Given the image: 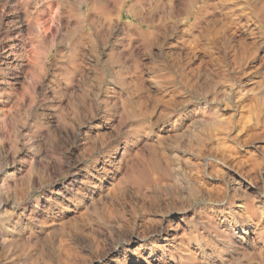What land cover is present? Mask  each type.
Wrapping results in <instances>:
<instances>
[{
  "label": "rangeland",
  "instance_id": "rangeland-1",
  "mask_svg": "<svg viewBox=\"0 0 264 264\" xmlns=\"http://www.w3.org/2000/svg\"><path fill=\"white\" fill-rule=\"evenodd\" d=\"M46 1L0 0V264H264V0Z\"/></svg>",
  "mask_w": 264,
  "mask_h": 264
},
{
  "label": "bare ground",
  "instance_id": "bare-ground-1",
  "mask_svg": "<svg viewBox=\"0 0 264 264\" xmlns=\"http://www.w3.org/2000/svg\"><path fill=\"white\" fill-rule=\"evenodd\" d=\"M28 1V0H27ZM46 1V0H45ZM44 0H43V2H45ZM82 1V0H81ZM249 1V0H248ZM262 1V0H261ZM260 1V2H261ZM33 2V1H32ZM47 2V1H46ZM70 2V1H69ZM78 2V1H77ZM76 2V3H77ZM97 2V1H96ZM104 2V1H103ZM253 2H255V1H253ZM25 3V2H24ZM83 3V2H82ZM252 3V2H251ZM71 4V3H70ZM69 4V5H70ZM86 4V3H85ZM248 4V2H247V0H246V5ZM262 4V3H261ZM72 5L73 6H75V4H73L72 3ZM81 4L79 3V5L78 6H80ZM251 5V4H250ZM258 5H259V3H258ZM90 6V5H89ZM174 6V5H173ZM172 6V7H173ZM254 6V5H253ZM200 7V6H199ZM70 8H71V5H70ZM74 8V7H73ZM72 8V9H73ZM195 8V7H194ZM258 8V7H257ZM263 8V7H262ZM77 10V9H76ZM252 10V9H251ZM30 11V10H29ZM85 11V10H84ZM259 11V10H258ZM264 11V10H263ZM256 12V11H255ZM262 12V11H261ZM192 13V12H191ZM33 14V13H32ZM86 16V15H85ZM244 16V15H243ZM14 17V16H13ZM56 17V16H55ZM255 17V16H254ZM257 17V16H256ZM17 18V17H16ZM54 19V18H53ZM57 19V18H56ZM239 19V18H238ZM187 20H189V18L187 19ZM245 20V19H244ZM263 20V19H262ZM15 21H16V19H15ZM55 21V20H54ZM57 21V20H56ZM148 21V20H147ZM216 21V20H215ZM21 22V21H20ZM85 22V21H84ZM146 22V21H145ZM145 22H142L143 24L145 23ZM258 23H259V21H258ZM149 24H151V23H149ZM19 25V24H18ZM17 25V26H18ZM184 25V24H183ZM20 26V25H19ZM101 26H103V25H101ZM151 26H153V25H151ZM211 26V25H210ZM225 26V25H224ZM42 27V26H41ZM223 27V26H222ZM229 27V26H228ZM241 28V27H240ZM261 28V27H260ZM31 29V28H30ZM36 29V28H35ZM39 29V28H38ZM81 29V28H80ZM118 29V28H117ZM179 29V28H178ZM42 30V29H41ZM211 30V29H210ZM257 30V29H256ZM259 30V29H258ZM73 31V30H72ZM71 31V32H72ZM215 31V30H214ZM222 31V30H221ZM33 32V31H32ZM207 32V31H206ZM215 32H217V31H215ZM245 32V31H244ZM256 32H258V31H256ZM177 33V32H176ZM72 34V33H71ZM79 34H80V32H79ZM213 34V33H212ZM234 34V33H233ZM243 34V33H242ZM246 34V33H245ZM258 34V33H257ZM74 35V34H73ZM37 36V35H36ZM69 36V35H68ZM71 36V35H70ZM96 36H98V35H96ZM213 36H215V34L213 35ZM220 36H222V34L220 35ZM224 36V35H223ZM236 36V35H235ZM246 36V35H245ZM41 37V36H40ZM64 37V36H63ZM66 37V36H65ZM231 37H233V36H231ZM256 37H258V36H256ZM69 38V37H68ZM74 38V37H73ZM98 38H99V36H98ZM106 38V37H105ZM174 38V37H173ZM205 38V37H204ZM235 38V37H234ZM255 38V37H254ZM65 39H67V38H65ZM167 39V38H166ZM232 39V38H231ZM236 39V38H235ZM251 39V38H250ZM257 39V38H256ZM168 41L170 40V39H167ZM173 40V39H172ZM171 40V41H172ZM207 40V39H206ZM263 40V39H262ZM64 41V40H63ZM72 41V40H71ZM164 41V40H163ZM223 41H225V40H223ZM254 41V40H253ZM156 42H158V41H156ZM161 42V41H160ZM175 42V41H174ZM191 42V41H190ZM214 42V41H213ZM230 42V41H229ZM96 43V42H95ZM104 43V42H103ZM154 43V42H153ZM163 43V42H162ZM188 43V42H187ZM254 43V42H253ZM252 43V44H253ZM206 44V43H205ZM210 44V43H209ZM222 44V43H221ZM262 44H263V42H262ZM163 45V44H162ZM189 45V44H188ZM215 45V44H214ZM247 45V44H246ZM245 45V46H246ZM164 46V45H163ZM177 46V45H176ZM88 47V46H87ZM160 47V46H159ZM162 47V46H161ZM189 46H187V48H188ZM195 47V46H194ZM215 47V46H214ZM248 47V46H247ZM13 48V47H12ZM176 48V47H175ZM217 48V47H216ZM245 48V47H244ZM166 49V48H165ZM207 49V48H206ZM210 49V48H209ZM95 50V49H94ZM172 50H174V49H172ZM198 50V49H197ZM232 50H233V48H232ZM90 51V50H89ZM162 51V50H161ZM183 51V50H182ZM226 51V50H225ZM248 51V50H247ZM246 51V52H247ZM180 52V51H179ZM192 52V51H191ZM212 52V51H211ZM219 52V51H218ZM217 52V53H218ZM221 52V51H220ZM230 52V51H229ZM240 52V51H239ZM90 53V52H89ZM159 53H161V52H159ZM164 53V52H163ZM171 53V52H170ZM206 53V52H205ZM204 53V54H205ZM216 53V52H215ZM237 53V52H236ZM14 54V53H13ZM173 54V53H172ZM176 54V53H175ZM195 54V53H194ZM203 54V55H204ZM220 54V53H219ZM224 54V53H223ZM222 54V55H223ZM238 54V53H237ZM171 55V54H170ZM226 55V54H225ZM236 55V54H235ZM16 56V55H15ZM62 56V55H61ZM159 56V55H158ZM198 56V55H197ZM200 56V55H199ZM84 57V56H83ZM150 57V56H149ZM170 57V56H169ZM174 57V56H173ZM178 57V56H177ZM230 57V56H229ZM248 57V56H247ZM151 58V57H150ZM203 58V57H202ZM227 58V57H226ZM238 58H239V56H238ZM167 59H169V58H167ZM186 59V58H185ZM189 59V58H188ZM200 59V58H199ZM244 59V58H243ZM253 59V58H252ZM264 59V58H263ZM66 60V59H65ZM135 60V59H134ZM213 60V59H212ZM223 60V59H222ZM58 61V60H57ZM62 61V60H61ZM183 61V60H182ZM181 61V62H182ZM203 61V60H202ZM210 61V60H209ZM214 61V60H213ZM216 61V60H215ZM226 61V60H225ZM246 61V60H245ZM263 61V60H262ZM191 62H192V60H191ZM198 62V61H197ZM235 62H236V60H235ZM238 62V61H237ZM67 63V62H66ZM223 63H225V62H223ZM246 63V62H245ZM6 64V63H5ZM19 64V63H18ZM69 64V63H68ZM164 64V63H163ZM165 64H166V62H165ZM218 64V63H217ZM216 64V65H217ZM226 64V63H225ZM232 64V63H231ZM251 64V63H250ZM8 65H9V63H8ZM11 65V64H10ZM110 65V64H109ZM170 65V64H169ZM178 65V64H177ZM191 65V64H190ZM215 65V64H214ZM219 65V64H218ZM221 65V64H220ZM228 65V64H227ZM243 65V64H242ZM252 65V64H251ZM85 66V65H84ZM164 66V65H163ZM226 66V65H225ZM239 66V65H238ZM255 66V65H254ZM257 66V65H256ZM59 67V66H58ZM117 67V66H116ZM152 67V66H151ZM180 67H181V65H180ZM204 67V66H203ZM220 67V66H219ZM224 67V66H223ZM59 68H61V67H59ZM65 68H66V66H65ZM89 68V67H88ZM12 69V68H11ZM173 69V68H172ZM171 69V70H172ZM14 70V69H13ZM61 70V69H60ZM171 70H169V71H171ZM181 70V69H180ZM199 70H201L202 71V69H200V67H199ZM209 70V69H208ZM227 70V69H226ZM225 70V71H226ZM260 70V69H259ZM168 71V72H169ZM220 71V70H219ZM224 71V72H225ZM174 72V71H173ZM207 72V71H206ZM238 72V71H237ZM255 72V71H254ZM90 73V72H89ZM150 73V72H149ZM208 73V72H207ZM210 73V72H209ZM84 74V73H83ZM82 74V75H83ZM166 74V73H165ZM169 74V73H168ZM167 74V75H168ZM173 74V73H172ZM177 74V73H176ZM181 74V73H180ZM201 74V73H200ZM254 74V73H253ZM260 74V73H259ZM89 75V74H88ZM178 75V74H177ZM190 75V74H189ZM245 75V74H244ZM255 75V74H254ZM253 75V76H254ZM55 76V75H54ZM86 76H87V74H86ZM175 76V75H174ZM204 76V75H203ZM259 76V75H258ZM85 77V75L83 76V78ZM88 77V76H87ZM185 77V76H184ZM223 77V76H222ZM250 77V76H249ZM256 77V76H255ZM8 78V77H7ZM62 78V77H61ZM186 78V77H185ZM203 78V77H202ZM246 78V77H245ZM252 78V77H251ZM79 79V78H78ZM103 79V78H102ZM101 79V80H102ZM169 79V78H168ZM181 79V78H180ZM242 79V78H241ZM253 79V78H252ZM85 80V79H84ZM113 80V79H112ZM172 80V79H171ZM173 80H174V78H173ZM182 80V79H181ZM192 80H194V78L192 79ZM200 80V79H199ZM239 80V79H238ZM167 81V80H166ZM201 81V80H200ZM245 81V80H244ZM255 81V80H254ZM81 82V81H80ZM85 82V81H84ZM188 82V81H187ZM214 82V81H213ZM222 82V81H221ZM239 82V81H238ZM19 83V82H18ZM155 83V82H154ZM168 83V82H167ZM181 83L183 84V82L181 81ZM189 83V82H188ZM204 83V82H203ZM223 83V82H222ZM241 83V82H240ZM89 84V83H88ZM91 84V83H90ZM170 84H172V83H170ZM177 84H179V83H177ZM192 84V83H191ZM216 84V83H215ZM238 84V83H237ZM254 84V83H253ZM92 85V84H91ZM103 85V84H102ZM143 85V84H142ZM211 85H212V83H211ZM214 85V84H213ZM219 85V84H218ZM225 85V84H224ZM239 85V84H238ZM237 85V86H238ZM249 85V84H248ZM150 86V85H149ZM176 86V85H175ZM175 86H174V89H175ZM104 87V86H103ZM142 87V86H141ZM158 87V86H157ZM177 87V86H176ZM183 87V86H182ZM190 87H191V85H190ZM214 87V86H213ZM216 87V86H215ZM235 87V86H234ZM242 87V86H241ZM54 88V87H53ZM125 88V87H124ZM170 88V87H169ZM178 88V87H177ZM87 89H89V88H87ZM156 89V88H155ZM160 89V88H159ZM158 89V90H159ZM200 89H202V88H200ZM214 89V88H213ZM232 89V88H231ZM54 90V89H53ZM80 89L78 88V91H79ZM177 90V89H176ZM77 91V92H78ZM90 91V90H89ZM171 91V90H170ZM184 91V90H183ZM172 92V91H171ZM176 92V91H175ZM205 92V91H204ZM83 93V92H82ZM87 93V92H86ZM89 93V92H88ZM197 93H198V91H197ZM215 93V92H214ZM78 94V93H77ZM84 94V93H83ZM169 94V93H168ZM176 94V93H175ZM184 94V93H183ZM199 94V93H198ZM197 94V95H198ZM204 94V93H203ZM210 94L212 95V93L210 92ZM71 95V94H70ZM88 95V94H87ZM190 95V94H189ZM188 95V96H189ZM205 95V94H204ZM228 95V94H227ZM72 96H75L74 94L72 95ZM71 96V97H72ZM191 96V95H190ZM201 96V95H200ZM206 96V95H205ZM205 96H203V97H205ZM79 97V96H78ZM88 97V96H87ZM163 97V96H162ZM166 97V96H165ZM179 97V96H178ZM217 97V96H216ZM229 97V96H228ZM75 98V97H74ZM99 98V97H98ZM152 98V97H151ZM150 98V99H151ZM206 98V97H205ZM210 98V97H209ZM223 98V97H222ZM264 98V97H263ZM72 99V98H71ZM88 99H89V97H88ZM130 99V98H129ZM154 99V98H153ZM156 99V98H155ZM181 99V98H180ZM179 99V100H180ZM217 99V98H216ZM188 100V99H187ZM213 100V99H212ZM85 101H87V100H85ZM190 101V100H189ZM203 101V100H202ZM72 102V101H71ZM100 102V101H99ZM220 102V101H219ZM177 103V102H176ZM181 103H183V102H181ZM199 103V102H198ZM210 102H208V104H209ZM161 104H163V103H161ZM220 104V103H219ZM218 104V105H219ZM72 105V104H71ZM70 105V106H71ZM104 105V104H103ZM173 105V104H172ZM191 105V104H190ZM263 105H264V103H263ZM87 106V105H86ZM99 106V105H98ZM105 106V105H104ZM164 106V105H163ZM175 106V105H174ZM220 106V105H219ZM218 106V107H219ZM75 107V106H74ZM88 107V106H87ZM111 107V106H110ZM142 107V106H141ZM158 107V106H157ZM167 107V106H166ZM177 107V106H176ZM182 107H183V105H182ZM101 108V107H100ZM112 108V107H111ZM174 108V107H173ZM186 108H188V107H186ZM89 109V108H88ZM113 109V108H112ZM115 109V108H114ZM168 109V108H167ZM172 109V108H171ZM219 109V108H218ZM99 110H101V109H99ZM104 110V109H103ZM125 110V109H124ZM173 110V109H172ZM176 110V109H175ZM84 111V110H83ZM89 111V110H88ZM136 111V110H135ZM177 111V110H176ZM180 111V110H179ZM217 111H219V110H217ZM251 111H252V109H251ZM81 112V111H80ZM90 112V111H89ZM88 112V113H89ZM137 112V111H136ZM74 113V112H73ZM76 113V112H75ZM85 113V112H84ZM122 113V112H121ZM56 114V113H55ZM120 114V113H119ZM123 114V113H122ZM126 114V113H125ZM219 114V113H218ZM90 115V114H89ZM98 115H99V113H98ZM143 115V114H142ZM167 115V114H166ZM80 116H81V114H80ZM129 116V115H128ZM136 116V115H135ZM153 116V115H152ZM165 116V115H164ZM221 116V115H220ZM220 116H218V117H220ZM76 117V116H75ZM74 117V118H75ZM123 117V116H122ZM133 117V116H132ZM158 117V116H157ZM163 117V116H162ZM264 117V116H263ZM57 118V117H56ZM105 118V117H104ZM124 118V117H123ZM134 118V117H133ZM136 118V117H135ZM92 119V118H91ZM95 119V118H94ZM100 119V118H99ZM131 119V118H130ZM159 119V118H158ZM201 119V118H200ZM215 119V118H214ZM220 119V118H219ZM77 120H79V119H77ZM87 120V119H86ZM132 120V119H131ZM138 120V119H137ZM149 120V119H148ZM55 121V120H54ZM97 121V120H96ZM95 121V122H96ZM134 121V120H133ZM142 121V120H141ZM204 121V120H203ZM213 121V120H212ZM220 121V120H219ZM144 122V121H143ZM217 122V121H216ZM52 123V122H51ZM65 123V122H64ZM72 123V122H71ZM136 124L138 123L137 121L135 122ZM223 123V122H222ZM49 124V123H48ZM54 124V123H53ZM68 124V123H67ZM162 124V123H161ZM259 124V123H258ZM262 125V124H261ZM62 126H63V124H62ZM93 126V125H92ZM107 126V125H106ZM161 126V125H160ZM173 126V125H172ZM171 126V127H172ZM207 126H208V124H207ZM215 126V125H214ZM50 127V126H49ZM69 127V126H68ZM67 127V128H68ZM75 127V126H74ZM73 127V128H74ZM85 127V126H84ZM87 127V126H86ZM114 127V126H113ZM124 127V126H123ZM188 127H191V126H188ZM203 127V126H202ZM70 128V127H69ZM81 128V127H80ZM162 128V127H161ZM212 128V127H211ZM75 129V128H74ZM77 129V128H76ZM75 129V130H76ZM229 129H230V127H229ZM60 130V129H59ZM190 130V129H189ZM198 130V129H197ZM109 131V130H108ZM62 132V131H61ZM69 132H72V130L70 131L69 130ZM91 132V131H90ZM122 132V131H121ZM120 132V133H121ZM187 132V131H186ZM196 133H193V134H197V131H195ZM204 132V131H203ZM119 133V132H118ZM117 133V134H118ZM185 133V132H184ZM65 134L67 135V133L65 132ZM72 134H73V132H72ZM80 134V133H79ZM199 134V133H198ZM262 134V133H261ZM260 134V135H261ZM209 135V134H208ZM260 135H259V137H260ZM192 136V135H191ZM257 136V135H256ZM198 137V136H197ZM180 138V137H179ZM199 138V137H198ZM261 138V137H260ZM253 139V138H252ZM263 139V138H262ZM169 140H171V139H169ZM200 140V139H199ZM89 141V140H88ZM237 141V140H236ZM187 142H189V141H187ZM186 142V143H187ZM192 142V141H191ZM88 144V143H87ZM202 144V143H201ZM237 144V143H236ZM259 144V143H258ZM257 144V145H258ZM81 145V144H80ZM111 145V144H110ZM144 145H146V144H144ZM260 145V144H259ZM150 146V145H149ZM235 146V145H234ZM248 146V145H247ZM80 147V146H79ZM188 147V146H187ZM192 147V146H191ZM238 147H239V145H238ZM260 147V146H259ZM139 148V147H138ZM137 148V149H138ZM159 148V147H158ZM231 148V147H230ZM244 148V147H243ZM255 148H258V147H255ZM76 149H77V147H76ZM187 149V148H186ZM192 149V148H191ZM153 150H155V149H153ZM179 150V149H178ZM152 151V150H151ZM182 151V150H181ZM263 151V150H262ZM115 153V152H114ZM117 153V152H116ZM115 153V154H116ZM156 153V152H155ZM73 155H75V154H73ZM113 155V154H112ZM149 155H152L151 153L149 154ZM109 156V155H108ZM180 156V155H179ZM78 157V156H77ZM111 157V156H110ZM132 158V157H131ZM206 158V157H205ZM204 158V159H205ZM78 159V158H77ZM153 159V158H152ZM152 159H151V161H152ZM161 159V158H160ZM175 159V158H174ZM101 160H102V158H101ZM121 160V159H120ZM127 160H129V159H127ZM176 160V159H175ZM210 160V159H209ZM134 161H136L135 160V158H134ZM160 161V160H159ZM162 161V160H161ZM208 161V160H207ZM107 162V161H106ZM210 162V161H209ZM78 163V162H77ZM116 163V162H115ZM160 163V162H159ZM173 163V162H172ZM87 164H90V163H87ZM94 164V163H93ZM175 164V163H174ZM180 164V163H179ZM75 165V164H74ZM96 165V164H95ZM114 165V164H113ZM157 165V164H156ZM162 165V164H161ZM182 165V164H181ZM191 165V164H190ZM89 166V165H88ZM101 166V165H100ZM157 166H159V164L157 165ZM163 166H164V164H163ZM175 166V165H174ZM99 167V166H98ZM109 167V166H108ZM182 167V166H181ZM215 167H216V165H215ZM87 168V167H86ZM160 168V167H159ZM207 168V167H206ZM230 168V167H229ZM80 169V168H79ZM127 169V168H126ZM132 169V168H131ZM232 169V168H231ZM70 170V169H69ZM130 170V169H129ZM233 170V169H232ZM239 170V169H238ZM237 170V171H238ZM73 171V170H72ZM75 171V170H74ZM80 171V170H79ZM96 171V170H95ZM137 171V170H136ZM69 172V171H68ZM130 172V171H129ZM135 172V171H134ZM161 172V171H160ZM165 172V171H164ZM190 172V171H189ZM70 173V172H69ZM104 173V172H103ZM154 173V172H153ZM180 173V172H179ZM191 173V172H190ZM205 173V172H204ZM71 174V173H70ZM69 174V175H70ZM83 174V173H82ZM150 174V173H149ZM166 174V173H165ZM168 174H169V172H168ZM189 174V173H188ZM74 175V174H73ZM90 175V174H89ZM106 175V174H105ZM133 175H134V173H133ZM145 175V174H144ZM190 175V174H189ZM216 175V174H215ZM232 175V174H231ZM128 176V175H127ZM135 176V175H134ZM233 176V175H232ZM129 177V176H128ZM173 177V176H172ZM101 178V177H100ZM171 178V177H170ZM176 178V177H175ZM184 178H185V176H184ZM84 179V178H83ZM122 179V178H121ZM119 180V179H118ZM246 180H247V178H246ZM120 181V180H119ZM130 181V180H129ZM90 182H92V181H90ZM155 182V181H154ZM173 182V181H172ZM194 182V181H193ZM66 183V182H65ZM87 183V182H86ZM130 183V182H129ZM158 183V182H157ZM178 183V182H177ZM61 184V183H60ZM84 184V183H83ZM89 184V183H88ZM124 184V183H123ZM64 185V184H63ZM176 185V184H175ZM241 185V184H240ZM246 185V184H245ZM249 185V184H248ZM84 186V185H83ZM116 186V185H115ZM122 186V185H121ZM62 187V186H61ZM69 187V186H68ZM80 187V186H79ZM93 187H95V186H93ZM112 187H113V185H112ZM117 187V186H116ZM126 187V186H125ZM248 187V186H247ZM74 188V187H73ZM85 188V187H84ZM90 188V187H89ZM88 188V189H89ZM115 188V187H114ZM118 188V187H117ZM121 188H123V186L121 187ZM120 188V189H121ZM200 188V187H199ZM246 188V187H245ZM57 189H59V188H57ZM94 189V188H93ZM63 190V189H62ZM137 191H138V189H137ZM203 191V190H202ZM75 192V191H74ZM61 193H63V192H61ZM71 193V192H70ZM97 193V192H96ZM144 193V192H143ZM171 193V192H170ZM203 193V192H202ZM72 194H73V192H72ZM57 195H59V193L57 194ZM78 195V194H77ZM87 195V194H86ZM157 195V194H156ZM50 196H52V195H50ZM64 196V195H63ZM171 197V196H170ZM56 198V197H55ZM87 198V197H86ZM99 198V197H98ZM150 198V197H149ZM94 199V198H93ZM139 199V198H138ZM44 200V199H43ZM49 200V199H48ZM87 200V199H86ZM150 200H151V198H150ZM55 201V200H54ZM64 201V200H63ZM86 202V201H85ZM93 202V201H92ZM68 203V202H67ZM84 204V203H83ZM117 204V203H116ZM42 206V205H41ZM74 206V205H73ZM164 208V207H163ZM87 210V209H86ZM156 210V209H155ZM165 210V209H164ZM187 210V209H186ZM216 210V209H215ZM38 211V210H37ZM46 211V210H45ZM71 211H73V210H71ZM163 211V210H162ZM174 211V210H173ZM177 211V210H176ZM68 213V212H67ZM56 214V213H55ZM166 214V213H165ZM190 214V213H189ZM45 215H46V213H45ZM54 215V214H53ZM47 216V215H46ZM62 216V215H61ZM246 216V215H245ZM30 217V216H29ZM194 217V216H193ZM216 217V216H215ZM188 218V217H187ZM153 219V218H152ZM175 219V218H174ZM245 219V218H244ZM172 221V220H171ZM42 222V221H41ZM207 222V221H206ZM230 222V221H229ZM174 223V222H173ZM175 224H176V222H175ZM249 224V223H248ZM48 225H50V224H48ZM53 225V224H52ZM136 225H137V223H136ZM241 225V224H240ZM59 226V225H58ZM57 226V227H58ZM184 227V226H183ZM215 227V226H214ZM229 227V226H228ZM208 228V227H207ZM210 228V227H209ZM218 228V227H217ZM225 228V227H224ZM241 228V227H240ZM101 230V229H100ZM213 230V229H212ZM241 230V229H240ZM207 231H209V230H207ZM223 231V230H222ZM103 232V231H102ZM216 232V231H215ZM244 232V231H243ZM209 233H210V231H209ZM165 234V233H164ZM174 234V233H173ZM227 234V233H226ZM115 235V234H114ZM237 235V234H236ZM255 235V234H254ZM148 236V235H147ZM154 236H155V234H154ZM223 236V235H222ZM218 237V236H217ZM246 237V236H245ZM134 238H136L135 236H134ZM138 239V238H137ZM147 239V238H146ZM149 239V238H148ZM165 239V238H164ZM137 241V240H136ZM139 241H141V240H139ZM172 241V240H171ZM84 242V241H83ZM213 242V241H212ZM218 243V242H217ZM165 244V243H164ZM250 245V244H249ZM139 246V245H138ZM161 246V245H160ZM169 246V245H168ZM171 246V245H170ZM193 246V245H192ZM137 247V246H136ZM197 247V246H196ZM171 248V247H170ZM173 248H175V247H173ZM160 249V248H159ZM123 252V251H122ZM142 252V251H141ZM191 252V251H190ZM189 252V253H190ZM110 253V252H109ZM187 253V252H186ZM191 254V253H190ZM122 255V254H121ZM153 255V254H152ZM105 257H106V255H104ZM116 257V256H115ZM160 257V256H159ZM195 257V256H194ZM103 260V259H102ZM108 260V259H107ZM120 260V259H119ZM215 260V259H214ZM137 261V260H136ZM171 261V260H170ZM114 262H115V260H114ZM102 263H104V262H102ZM164 263V262H163ZM99 264V263H98ZM106 264V263H105ZM114 264V263H113ZM148 264V263H147ZM171 264V263H170Z\"/></svg>",
  "mask_w": 264,
  "mask_h": 264
}]
</instances>
